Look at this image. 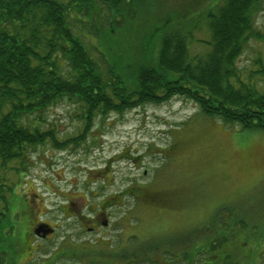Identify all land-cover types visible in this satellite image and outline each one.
Masks as SVG:
<instances>
[{"label": "trees", "instance_id": "trees-1", "mask_svg": "<svg viewBox=\"0 0 264 264\" xmlns=\"http://www.w3.org/2000/svg\"><path fill=\"white\" fill-rule=\"evenodd\" d=\"M142 2L148 1L0 0V235L8 223V177L21 175L20 183L31 165V151L48 141L60 149L79 146L97 117L104 122L112 114L174 94L226 124L264 131V83L247 82L236 65L250 39H264L254 26L261 0H223L209 7L211 47L204 53L192 55L190 30L169 26L167 18L143 36L144 60L125 70L111 55L117 41L112 45L108 34L123 28ZM79 23L88 25L103 47H95L97 56ZM155 40L158 48L150 52ZM262 71L263 65L251 72ZM61 99L77 103L75 116L83 121L81 132L64 141L44 125V112ZM230 215H216L213 231L200 230L189 247L167 254L178 264H199L201 254L210 264H235L232 252L224 250L228 239L236 250L252 238L258 240L264 229L258 228L256 218L233 211ZM203 233L205 242L200 241Z\"/></svg>", "mask_w": 264, "mask_h": 264}, {"label": "rangeland", "instance_id": "rangeland-1", "mask_svg": "<svg viewBox=\"0 0 264 264\" xmlns=\"http://www.w3.org/2000/svg\"><path fill=\"white\" fill-rule=\"evenodd\" d=\"M147 1L135 5V11L129 15L123 28H116L112 35L108 34L112 45L117 41L111 55L114 59L116 57L121 68L132 70L140 59L144 60L141 54V49L143 52L146 49L144 42H141L143 36L152 26L163 25L167 18L169 26L190 30L189 51L192 55L209 50L211 33L206 12L223 0ZM87 26L85 24L83 32L91 38L84 40L93 55L97 56L95 47L101 50L103 47ZM254 26L264 33V0L260 2ZM154 47L158 48L157 40L150 52ZM236 65L247 82L254 81L262 86L264 72L251 71H258L261 65L264 66V39H250ZM77 105L70 99H61L44 112L47 120L45 127L52 128L60 141L76 136L82 130L83 121L75 116ZM111 116L106 122L97 119L87 138L81 142L80 145L92 146L87 154L78 155L77 146L60 149L48 141L31 151V165L20 183L17 180L21 175L8 177L12 189L7 193L8 223L0 235V264L25 263L20 257L24 249L20 240L28 224L22 221L21 208L24 206L21 200L32 198V192L37 188L45 192V196H51L45 184L55 185L57 190L64 193L70 189V181H82L87 175L80 168L102 167L106 158L114 152L116 156L122 149L135 154L147 153L143 160L144 168L156 171L154 179L157 185L183 187L186 203L181 213L175 216L168 214L167 218L159 220L152 219L154 224L151 229L162 232V239L176 242L179 237L185 239L188 236L190 239L200 230L213 231L211 223L216 221V215L229 217L232 211L256 218L261 222L258 228L264 229L263 130L226 124L219 117L201 111L194 101L174 94L167 100L143 103L123 114ZM138 173L127 159L115 160V183L108 186L106 192L120 190L127 179ZM261 231L264 233V230ZM206 237L203 233L200 241L205 242ZM231 246L228 239L224 250L232 252L231 262L264 264V234L258 240L250 239L239 249L233 250ZM42 252L38 250L36 254L42 256ZM37 261L36 257L28 264H38ZM197 262L210 264V259L201 254Z\"/></svg>", "mask_w": 264, "mask_h": 264}, {"label": "flooded vegetation", "instance_id": "flooded-vegetation-1", "mask_svg": "<svg viewBox=\"0 0 264 264\" xmlns=\"http://www.w3.org/2000/svg\"><path fill=\"white\" fill-rule=\"evenodd\" d=\"M90 148L80 145L76 150L85 155ZM122 150L106 158L102 167L78 168L87 175L82 181H70L64 193L45 184L51 196L37 188L32 198L21 200L22 221L28 225L21 235L20 257L26 264L36 257L38 264H178L167 252L184 250L195 235L171 242L151 226L153 218L181 213L186 203L183 187L157 185L156 171L144 168L147 153ZM120 158L139 173L120 190L107 193V187L115 183V160ZM38 250L42 256L36 254Z\"/></svg>", "mask_w": 264, "mask_h": 264}]
</instances>
